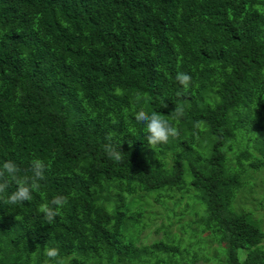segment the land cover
Instances as JSON below:
<instances>
[{
  "label": "trees",
  "instance_id": "16d2710c",
  "mask_svg": "<svg viewBox=\"0 0 264 264\" xmlns=\"http://www.w3.org/2000/svg\"><path fill=\"white\" fill-rule=\"evenodd\" d=\"M178 72L190 76L186 88ZM141 108L178 135L147 145L133 118ZM110 144L119 161L106 155ZM195 147L208 156H193ZM35 160L46 164L39 179ZM8 161L17 174H0V264L172 255L178 235L164 232L142 245L148 252L139 233L180 190L203 204L193 225L214 231L221 264H264L263 227L231 209L245 182L235 166L264 168V0H0V173ZM17 181L38 189L11 205ZM56 195L67 203L49 222L39 209ZM130 197H153L156 209ZM52 246L55 260L45 255Z\"/></svg>",
  "mask_w": 264,
  "mask_h": 264
},
{
  "label": "rangeland",
  "instance_id": "374dc122",
  "mask_svg": "<svg viewBox=\"0 0 264 264\" xmlns=\"http://www.w3.org/2000/svg\"><path fill=\"white\" fill-rule=\"evenodd\" d=\"M244 143L242 139L236 142L235 150L232 153H238L242 150ZM193 154L195 157L206 158L208 156L207 152L197 147L194 148ZM235 169L244 170V172L241 171L245 182L240 192H237V196L231 204V209L238 213L249 214L264 229V193L262 192L264 190V168L253 170L250 162L245 161L243 165L238 164L235 166ZM190 176L192 179V174L188 171L186 180H190ZM193 190L195 189L193 188ZM178 194L176 195L178 197L175 196V198L173 195V199L168 197L162 199L157 205V212H151L150 218L142 220L141 226L145 221V229L139 233L141 243L138 244L142 246L155 240H165L163 235L166 232L169 237L179 236L175 240L179 242L180 250L173 249L176 253H172V255L175 256H172L170 252L166 253V251L160 250L156 256H151L149 253L148 256L144 257L151 261L150 264H155L157 261L159 264H191L192 262H194L193 264H221L220 261L222 255H224L223 247L217 246V244H221L219 241L214 240V231H205L201 228L203 226L193 225H200L201 219L205 216L203 204L194 196V193L180 190ZM153 197L148 200L130 197L129 201L134 202V208L136 209L144 208L146 211H152L153 207L156 209V204L152 203L154 201ZM166 204L168 205L165 206ZM148 220H151L153 224H149ZM181 230L185 231V238L180 237ZM188 237L192 239H188ZM171 243L177 245L176 242ZM171 243L169 242V245L172 247ZM143 249L149 252L148 246L143 247Z\"/></svg>",
  "mask_w": 264,
  "mask_h": 264
},
{
  "label": "clouds",
  "instance_id": "9594fccd",
  "mask_svg": "<svg viewBox=\"0 0 264 264\" xmlns=\"http://www.w3.org/2000/svg\"><path fill=\"white\" fill-rule=\"evenodd\" d=\"M176 81L185 88L190 83V76L186 73L178 72L175 77ZM177 118L182 116L183 109L176 107L173 111ZM165 115L159 112L148 113L144 109H139L134 113V120L142 127L143 134L147 145L166 144L170 138H175L178 135V129L168 119L164 118ZM118 145H107L105 148L106 155L113 160L119 161L121 159V152L118 150ZM32 169L36 179L41 178L42 173L46 169L44 161L35 160L32 163ZM8 177H15L17 174V165L8 161L2 165V173ZM4 185H0L2 191ZM38 189L37 183L34 181H17L16 191L11 193L9 197V204L21 205L24 201H30L32 192ZM67 203L66 197L63 195L54 196L50 202L43 203L40 206V212L44 214L45 218L51 222ZM45 255L49 260H55L58 256V249L54 246L45 249Z\"/></svg>",
  "mask_w": 264,
  "mask_h": 264
}]
</instances>
